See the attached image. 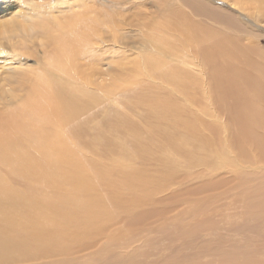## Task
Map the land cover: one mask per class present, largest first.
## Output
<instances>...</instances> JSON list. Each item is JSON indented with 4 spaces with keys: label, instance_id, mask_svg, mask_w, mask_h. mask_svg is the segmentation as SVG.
Masks as SVG:
<instances>
[{
    "label": "rangeland",
    "instance_id": "374dc122",
    "mask_svg": "<svg viewBox=\"0 0 264 264\" xmlns=\"http://www.w3.org/2000/svg\"><path fill=\"white\" fill-rule=\"evenodd\" d=\"M63 1L0 13L57 6L85 43L54 80L52 38L0 35V191L31 246L7 264H264V0Z\"/></svg>",
    "mask_w": 264,
    "mask_h": 264
},
{
    "label": "bare ground",
    "instance_id": "6f19581e",
    "mask_svg": "<svg viewBox=\"0 0 264 264\" xmlns=\"http://www.w3.org/2000/svg\"><path fill=\"white\" fill-rule=\"evenodd\" d=\"M75 1V0H74ZM85 1V0H84ZM12 2V0H6V1H3V2H1L0 3V13H2L3 11L5 12V9L6 8H8V7H10L11 6V3ZM60 2V1H59ZM64 2V3H63ZM67 2V1H66ZM65 1H63L62 0V3L63 4H65L66 3ZM72 2V1H71ZM76 2V1H75ZM58 3V2H57ZM62 3H61V5H62ZM67 3H69V2H67ZM243 3H244V0H243ZM60 4V3H59ZM71 4V3H70ZM78 4H79V2H78ZM55 5H57V4H55ZM72 5V4H71ZM241 5H243V4H241ZM70 6V5H69ZM86 6V5H85ZM52 8H53V10H54V13H56L55 12V8L57 7V6H54V5H52L51 6ZM50 7V9H51V11H49L48 13H44V14H50L51 15V17L48 15V17H50L51 19H47V18H45L44 16H46V15H42V17H41V20L39 21H31V18L32 17H30L29 18V20L28 21H30L31 23L29 24V26H24V25H21V24H18V25H16V24H13V23H10V24H6L5 26H0V35L1 36H5V35H7V33H11V34H13L14 36L16 35V36H18L17 35V30L18 29H21V30H23L24 31V33H25V35H27L26 37L28 38H33L35 35H37L38 36V34H43V36L42 37H46L47 39L48 38H52L53 40H54V45H55V48H56V50H64V52H62V51H60L62 54H61V56H63L62 58L59 56V58H61L60 60H56V61H54L53 62V64L51 65V67L50 66H48L49 68H42L41 70L43 71V75H45V76H49V77H51L52 79L54 78V80L55 79H62V78H64L63 76H62V72L64 71V66H65V64H67L68 62H70V61H73V60H78L80 57V55L78 56V54L79 53H77L74 57H71L70 58V54H71V49H74V51L73 52H79L80 50H81V46H84V42H82V43H76V42H74V41H71V40H69L68 38H67V42H66V40H64V39H66V38H64L65 36V33L66 32H70L71 30H73L74 28H75V24H73V20H76L77 18H74V17H69V16H67L65 13H63L62 15H58L57 13V15H55V14H53V12H52V8ZM80 7H81V5H80ZM88 7H89V5H88ZM241 7V6H240ZM246 7V6H245ZM244 7V8H245ZM260 10H261V6H257ZM35 8H40V6L39 5H37ZM34 8V9H35ZM255 9H253V11H254ZM164 11V10H163ZM28 12L30 13V11H29V9H28ZM165 12V11H164ZM255 12V11H254ZM263 12V11H262ZM61 14V13H60ZM86 15L87 14V10L85 11L83 8H81L80 10H76L75 11V15H76V17L77 16H79V15ZM35 15V14H34ZM89 15H90V10L88 11V17H89ZM71 16V15H70ZM92 16V15H91ZM263 16V15H262ZM43 18H45V19H47L48 21H46L45 19H43ZM90 18V20L92 19V18H94V16L93 17H89ZM71 19H73V20H71ZM81 19V18H80ZM88 19V18H87ZM150 19V18H149ZM94 20H96V18L94 19ZM98 21L100 20L99 18L97 19ZM253 20H254V18H253ZM47 22V23H46ZM75 22V21H74ZM101 24V23H100ZM255 24V23H254ZM74 25V26H73ZM92 27V26H91ZM114 27H115V24H114ZM261 27V26H260ZM81 28V27H80ZM86 28V27H85ZM90 28V27H89ZM259 28V27H258ZM262 28V27H261ZM92 29V28H91ZM112 29V28H111ZM137 29H139V28H137ZM93 30H94V28H93ZM16 33V34H15ZM111 33V32H110ZM61 35H63V38L61 37ZM69 35V34H68ZM87 35H88V33H87ZM113 35H115L114 33H113ZM40 36V35H39ZM79 36V35H78ZM84 36V35H83ZM36 37V36H35ZM41 37V36H40ZM96 37V36H95ZM38 38V37H37ZM75 38V37H74ZM82 38V37H81ZM89 38H91V37H89ZM120 38V37H119ZM36 39V38H35ZM47 39H46V42H47ZM79 39V38H78ZM83 39V38H82ZM81 39V40H82ZM95 39V38H94ZM98 39V38H97ZM96 39V40H97ZM96 40H94V42L96 43ZM123 40V39H122ZM35 41H38V40H35ZM41 41H45L44 39L42 40V38H41ZM77 41H79V40H77ZM40 42V41H39ZM20 43H24L22 40H19V44ZM41 44H39V45H41L42 46V42H40ZM45 43V42H44ZM18 44V45H19ZM43 45H46V44H43ZM104 46V45H103ZM19 47V46H18ZM22 47H24V45L22 46ZM48 47V45L46 46V48ZM20 48V47H19ZM44 48V47H43ZM51 48V47H50ZM168 48V47H167ZM154 49V48H153ZM161 49V48H160ZM83 50V49H82ZM162 50V49H161ZM155 51V50H154ZM160 51V50H159ZM164 50H162V52H163ZM48 52H50V51H48ZM58 52V51H57ZM56 51L54 52V51H52L51 53H57ZM162 52H160V53H162ZM51 53H49L50 55H51ZM164 53V52H163ZM162 53V54H163ZM170 52L168 51V54H169ZM58 54H59V52H58ZM56 55V54H55ZM153 55V54H152ZM72 56V55H71ZM168 56H170L171 58H173V54H170V55H168ZM40 57V56H39ZM164 57H165V54H164ZM166 58V57H165ZM130 60V59H129ZM169 60V59H168ZM134 61V60H133ZM48 62V63H47ZM47 62H46V60L43 62L45 65L44 66H47V65H50V63L52 62L51 60H47ZM60 62H62V63H60ZM18 63V62H17ZM142 63V62H141ZM61 64H64V65H61ZM68 65V64H67ZM66 65V66H67ZM145 65V64H144ZM77 67V66H76ZM147 67H145V69H146ZM94 69V68H93ZM19 70V69H18ZM149 71V70H148ZM41 72V71H40ZM145 72V71H144ZM64 73V72H63ZM146 73V72H145ZM22 75V74H21ZM19 77H21L22 78V76H20L19 75ZM46 78V77H45ZM68 78V77H67ZM96 78H97V76H96ZM149 79V78H148ZM21 80V79H20ZM70 80V79H69ZM10 81V80H9ZM19 81V80H18ZM71 81H72V79H71ZM13 82V81H12ZM20 82V81H19ZM22 83V82H21ZM5 86V85H4ZM11 86H13V83H11ZM63 87V86H62ZM1 88V87H0ZM7 88V87H6ZM4 89V87L2 88V89H0V91H1V93H2V91H4L3 90ZM8 89V88H7ZM6 89V90H7ZM10 90H12V89H10ZM17 90H19V89H17ZM21 90V89H20ZM59 91V90H58ZM102 91V90H101ZM8 92H9V90H8ZM15 92V91H14ZM22 92V91H21ZM42 92V91H41ZM4 94H6L5 93V91L3 92ZM13 94H16V93H13ZM1 98H3V96L1 97ZM12 100V99H11ZM25 107V106H24ZM28 107V106H27ZM55 112V111H54ZM33 115V114H32ZM47 118H49V117H47ZM2 131V130H1ZM5 132L6 131H4V135H5ZM1 133V132H0ZM9 133V132H8ZM3 134V133H2ZM3 135V136H4ZM8 136V135H7ZM9 137V136H8ZM8 137H6V138H8ZM63 138V137H62ZM11 140V139H10ZM13 141V140H12ZM5 143V142H4ZM7 143H10V142H7ZM6 145V144H5ZM45 146V145H44ZM64 146H66V145H64ZM18 146H16V148H17ZM6 148V147H5ZM9 148V147H8ZM21 148V147H20ZM11 149V148H10ZM38 149V148H37ZM62 149V148H61ZM68 149V148H67ZM6 150V149H5ZM65 151V150H64ZM14 152H16V151H14ZM8 153V152H7ZM10 154V153H9ZM3 155V154H2ZM13 155V154H12ZM15 155V154H14ZM16 156V155H15ZM2 157V156H1ZM5 158H7L6 156H4ZM18 157V156H17ZM8 159V163H12V161L14 162V166L15 167H18L21 171H22V169H21V166L17 163V162H15L13 159H10V157L9 158H7ZM19 159V158H18ZM65 162H66V160H65ZM23 164V163H22ZM28 165V164H27ZM26 172V171H25ZM23 173V172H22ZM29 173H27V175H28ZM20 175H23V174H20ZM24 177V176H23ZM82 177V176H81ZM79 178H80V176H79ZM41 180V179H40ZM24 183V182H23ZM29 187V186H28ZM5 191H3V192H1L0 191V213L3 215V217L4 218H1L0 219V264H7V261L9 260V259H7V257L9 258L10 256L8 255V253H10V252H12L13 253V251H14V255H16L17 257L16 258H19L20 256H24V255H27L28 253H30V250H31V246H30V243H29V241H28V235L23 231V230H27L25 227H23L22 226V223L25 221V219H23L22 217H24V216H19V215H21L22 213L20 212V210H23V208H24V206L22 207V204H24V203H26V198H24V197H22L21 195H18V196H16V197H14V199H15V202H16V205H15V207L17 208H15L14 207V210L16 211V212H18L19 213V215H17V221H16V223H17V225L16 226H14V225H12V226H10L11 224H8V223H5V221H6V218H7V214L5 213V211L8 209V210H11V203H12V205H14V203L11 201L12 200V197H10V195H8V193L7 194H5L4 193ZM19 194V193H18ZM26 197V196H25ZM30 198V197H29ZM2 201H4L3 203H2ZM5 203H7L6 205H5ZM76 203V202H75ZM64 204V203H63ZM66 205V204H65ZM74 205V204H73ZM27 206H28V204H27ZM30 206V205H29ZM49 206V205H48ZM55 206V205H54ZM53 206V207H54ZM26 207V206H25ZM76 206H74V208H75ZM47 208V207H46ZM69 208V207H68ZM73 208V209H74ZM90 209L91 208H89V211H90ZM25 210V209H24ZM24 210H23V213H24ZM80 210H82V209H80ZM87 210V209H86ZM93 210V209H92ZM26 211V210H25ZM62 211H64V210H62ZM71 211V210H70ZM88 210H87V212H89ZM74 212V211H73ZM84 212V211H83ZM86 212V211H85ZM68 213V212H67ZM88 214V213H87ZM90 214H92V212H89V215ZM52 215V214H51ZM64 215H66V214H64ZM68 216H70L71 217V219L69 220V219H66V220H68V221H66L68 224H71V221L72 222H74V223H77V215H76V213H72V212H69L68 214H67ZM66 215V216H67ZM82 215H84L85 216V214H82ZM93 215V214H92ZM25 216H26V214H25ZM67 216V217H68ZM91 216V215H90ZM65 217V216H64ZM75 217V218H74ZM24 218H26V217H24ZM37 218H39V217H37ZM86 218V220H90V218H88V217H85ZM65 219V218H64ZM80 219H83L82 217L80 218ZM32 222V221H31ZM25 223V222H24ZM66 223V224H67ZM37 224H39V223H36L35 225V227H33V231L34 232H36L37 233V231H39V230H37ZM58 227V226H57ZM43 228H44V226H43ZM41 232V231H40ZM72 232V231H71ZM74 232V231H73ZM9 233H11V234H9ZM67 234V233H66ZM73 234V233H72ZM65 235V234H64ZM63 235V236H64ZM68 235V234H67ZM69 237V236H68ZM67 237V238H68ZM57 238V237H56ZM64 238V237H63ZM66 241V240H65ZM65 244V243H64ZM69 245V244H68ZM44 249V248H43ZM67 249H70V247L69 248H67ZM64 249H62V251H63ZM66 250V249H65ZM46 253V250H42L41 252H40V255L42 256L43 254H45ZM12 257V256H11ZM13 259V258H12ZM34 259L35 258H33V260L32 261H34ZM23 260V259H22ZM10 262L12 261V260H9ZM48 261H50V260H48ZM16 262H17V259H15L14 261H13V263H11V264H16ZM45 262L46 261H40V262H38V264H45ZM18 263V262H17ZM30 264V263H29ZM51 264H54V262L52 261V263Z\"/></svg>",
    "mask_w": 264,
    "mask_h": 264
}]
</instances>
